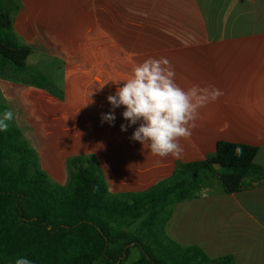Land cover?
<instances>
[{
	"label": "crops",
	"instance_id": "0c3cea01",
	"mask_svg": "<svg viewBox=\"0 0 264 264\" xmlns=\"http://www.w3.org/2000/svg\"><path fill=\"white\" fill-rule=\"evenodd\" d=\"M11 1L14 32L32 53L22 72L0 73V105L26 126L36 115L28 138L53 185H69L70 163L82 160L111 196H145L170 184L179 167L214 158L220 143L256 149L254 164L264 170V0ZM149 57H167L182 88L224 93L200 109L180 159L131 139L142 121L121 131L125 108L107 100ZM110 112L115 120L102 122ZM246 183L227 193L216 182L175 205L165 235L211 260L264 264V183Z\"/></svg>",
	"mask_w": 264,
	"mask_h": 264
},
{
	"label": "trees",
	"instance_id": "16d2710c",
	"mask_svg": "<svg viewBox=\"0 0 264 264\" xmlns=\"http://www.w3.org/2000/svg\"><path fill=\"white\" fill-rule=\"evenodd\" d=\"M7 4L12 1L0 0V73L9 66L22 72L32 49L20 44L13 28L16 8ZM7 109L0 105V117ZM256 152L220 143L214 158L179 167L170 184L145 196H111L96 167L82 160L70 163L67 188L53 185L21 132L0 131V264L20 257L32 264H128L133 249L141 258L132 264H234L178 245L164 228L171 208L198 199L216 182L227 193L248 188L247 178L264 183Z\"/></svg>",
	"mask_w": 264,
	"mask_h": 264
},
{
	"label": "clouds",
	"instance_id": "9594fccd",
	"mask_svg": "<svg viewBox=\"0 0 264 264\" xmlns=\"http://www.w3.org/2000/svg\"><path fill=\"white\" fill-rule=\"evenodd\" d=\"M102 88V87H101ZM223 91L214 85L193 84L187 89L176 82L174 66L167 57H149L132 69V74L117 88L114 95L107 97L113 109L124 106L123 118L129 125H121V131L142 121L135 129L131 139L139 141L150 153L160 158L183 157L184 147L181 140L190 139L196 127L200 109L217 101ZM93 92L90 94V97ZM88 103H94L89 99ZM87 103V104H88ZM14 119L11 109L0 117V131H7ZM115 120L111 112L102 116V122ZM237 156L243 155V149H235ZM159 163V161H158ZM15 264H32L20 257Z\"/></svg>",
	"mask_w": 264,
	"mask_h": 264
},
{
	"label": "rangeland",
	"instance_id": "374dc122",
	"mask_svg": "<svg viewBox=\"0 0 264 264\" xmlns=\"http://www.w3.org/2000/svg\"><path fill=\"white\" fill-rule=\"evenodd\" d=\"M13 112H14V119L12 120V121H10V122H8L9 123V127L8 128H14V129H18L19 131H21L22 132V135H23V138L22 139H24V140H26V141H28V146L30 147V149H32V151H34V153H36V151H37V148H35V145L34 144H32L31 143V140L28 138V133H27V131H28V126H33V128L35 129V125H37V123H36V119H35V117H36V115L35 114H33V121H31L29 124H28V126H26V125H23L22 123H21V121H20V118L17 116V115H15V110L13 109ZM17 113V112H16ZM50 182H51V180H49ZM68 185V184H67ZM62 186V188H67L68 186ZM57 186V185H56ZM60 187V186H59ZM141 258V253H140V251L138 250V249H133L132 251H131V255H130V258H129V260H128V264H132V263H135L136 261H138L139 259Z\"/></svg>",
	"mask_w": 264,
	"mask_h": 264
},
{
	"label": "water",
	"instance_id": "95a60500",
	"mask_svg": "<svg viewBox=\"0 0 264 264\" xmlns=\"http://www.w3.org/2000/svg\"><path fill=\"white\" fill-rule=\"evenodd\" d=\"M214 167H215L216 170L220 169V167L218 165H215Z\"/></svg>",
	"mask_w": 264,
	"mask_h": 264
}]
</instances>
